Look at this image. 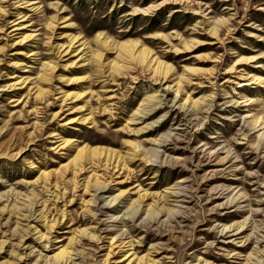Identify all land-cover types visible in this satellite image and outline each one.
Returning <instances> with one entry per match:
<instances>
[{
	"label": "rangeland",
	"instance_id": "1",
	"mask_svg": "<svg viewBox=\"0 0 264 264\" xmlns=\"http://www.w3.org/2000/svg\"><path fill=\"white\" fill-rule=\"evenodd\" d=\"M0 264H264V0H0Z\"/></svg>",
	"mask_w": 264,
	"mask_h": 264
},
{
	"label": "bare ground",
	"instance_id": "2",
	"mask_svg": "<svg viewBox=\"0 0 264 264\" xmlns=\"http://www.w3.org/2000/svg\"><path fill=\"white\" fill-rule=\"evenodd\" d=\"M237 206H239V205H237ZM104 231H105V233H110L113 231V228L111 226H106Z\"/></svg>",
	"mask_w": 264,
	"mask_h": 264
}]
</instances>
